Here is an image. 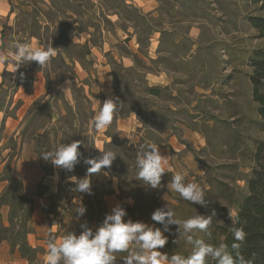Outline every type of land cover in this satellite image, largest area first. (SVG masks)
<instances>
[{
	"label": "rangeland",
	"instance_id": "374dc122",
	"mask_svg": "<svg viewBox=\"0 0 264 264\" xmlns=\"http://www.w3.org/2000/svg\"><path fill=\"white\" fill-rule=\"evenodd\" d=\"M5 1L10 11L3 19L0 51L15 38L18 41L28 40L39 47H53L55 56L45 67H40L33 61L21 64L15 72L12 71V65L0 63V163L10 157L2 165L0 177L11 170L10 161L16 154L14 150L18 142V136L16 137L18 129L20 134L24 133L30 139L36 138L42 151H50L55 148L57 127L61 129L62 126L64 143L75 140L82 142L78 149L82 154L79 163L71 171L64 169L63 175L69 177L74 174L77 178H83L89 167L83 160L99 157L102 152L92 148L89 139L76 137V132H79L72 126L76 115L71 108V89L76 84L75 78L78 76L75 71V59L83 60L86 66L93 65L96 61V57L92 61L88 59L86 49H81L69 38L75 32L73 23L80 19L76 17L70 19L69 15L72 14L70 9L73 8L70 0ZM206 1L200 0L199 14L208 17L210 13L207 12ZM115 3L118 1L115 0L110 5L115 7ZM219 3L222 11L215 19L216 24L218 23L217 35L213 41L208 40L199 44L197 50L199 58L189 55L192 44L185 38L189 31L188 27L165 35V40L160 45L161 55L154 60L149 58L150 41L148 30L145 29L139 48L140 58L133 63L132 58L125 62L119 52L129 53L126 52L128 49L122 40L114 43L119 36L117 28L106 23L110 30L113 53L112 57L108 56L107 59L101 60L109 65L113 89L116 95L120 96L119 113L122 115L132 111L137 113L138 125L134 133L138 137L130 142L129 139H122L117 135V126L113 125L109 129L113 138L104 144L102 150H111L117 153V157L110 168L102 169L100 173L90 177L92 196L88 198L86 205L90 207L92 214L98 211L100 216L106 215L102 193L111 191L112 181L117 180L120 196L126 202L123 206L125 209H132L130 217L134 222L142 221L150 226L163 228L151 217L157 208L166 204L177 216L186 219L189 211L195 215L198 213L211 215L214 210L213 219L217 223L229 226L233 222L238 209L237 203L247 193L246 178L253 166L251 155L255 149V142L264 140V132L259 130L257 123L261 118L257 113V104L253 100V85L249 78L252 72V56L257 49L264 48V37H258V31L249 21V17L264 16V9H261L262 2L258 0H220ZM166 6L169 12H175L171 7L172 2ZM129 8L118 9L125 17L131 20L135 18L139 22V13ZM190 11L179 12L178 17H187ZM86 14L88 11H85V16ZM95 14L97 11H94L93 15L89 13L92 17H95ZM83 20L82 25H85V22H94L97 28L102 25V21L96 18L91 20L89 17ZM146 25L147 22L142 23L144 28H147ZM100 32L99 29L96 34ZM178 33L182 35V41L175 44L171 41L172 36L175 37ZM95 43L99 47L103 45L99 41ZM182 52L186 53V58L189 55L191 59L185 62L181 57ZM152 74L162 75V81L159 83L154 81L155 77ZM167 75L171 76L169 84H166ZM198 85L203 89L198 91L196 89ZM151 88H157L158 93L151 92ZM86 115L85 109L79 114L80 119L84 120ZM54 118V123L49 124ZM183 125L197 131L204 143L199 151V158L208 168L210 189L211 187L214 189L212 192H209V189L206 194L209 201L206 207L198 204L197 207L194 203L186 205L184 199L168 189L162 179L156 189L136 179L135 161L141 145L155 143L161 146L166 141V132L178 133ZM43 128H48L47 133L39 138L40 133L37 132ZM85 148H89V155L85 154ZM218 182H224L232 188L231 195L236 200L235 204H230L228 200L219 197L216 190ZM73 185L64 186L54 195L52 206H57L61 197L67 194L69 198L81 195L82 192L77 193L73 190L75 187ZM219 205L229 206L230 213L217 212L214 206ZM176 206H180L182 212L175 210ZM76 209L75 203H68L64 210L58 212V218L53 217V220L65 219V224L68 222L69 225L72 219L74 221L75 217H78ZM27 211L28 206L23 203L19 213L22 215ZM229 214L232 215V219L229 218ZM75 230L76 228H71L70 232ZM196 236H201V233H196ZM186 244L191 248V244L187 242ZM120 260L123 264V259ZM33 264L37 262L34 260Z\"/></svg>",
	"mask_w": 264,
	"mask_h": 264
},
{
	"label": "crops",
	"instance_id": "0c3cea01",
	"mask_svg": "<svg viewBox=\"0 0 264 264\" xmlns=\"http://www.w3.org/2000/svg\"><path fill=\"white\" fill-rule=\"evenodd\" d=\"M72 1L73 8L70 9L71 15L70 19L73 20L74 17L80 19L78 22L73 23L74 34L70 35V40L72 43L77 44L81 49H86V57L92 61L96 57L93 65H84L83 60L75 59L76 62V74L75 78L76 84L71 89V99H72V110L73 114L76 115L73 118L72 126L78 130L76 132V137H81L82 139H89L92 148L103 149L105 143L111 141L113 136L109 132V129L115 125L117 126L118 136L122 139L127 138L130 142L135 141L138 135L134 133L137 127L138 116L136 111H132L129 114L122 115L117 109L114 114L112 124L105 130H96L91 121L93 120L96 112L99 110L101 104L104 100L108 98H113L117 100L120 104V96H117L114 89L112 81L109 77L110 67L103 63L101 59L108 56L112 57L111 48V36L109 34V27L106 25L115 26L117 28L118 35L117 41H123L126 45L129 53H121L120 57L125 60L132 58V63L135 62L137 58H140V50L142 44V37L144 36V30H148L149 37V53L148 57L151 59L158 58L161 55L160 45L164 42L165 35L176 31L178 29L189 28L188 34L185 36L192 44V49L189 55L194 58H199L198 46L201 42H206L208 40L214 39L217 35L216 31V20L218 13L222 11L220 0H207V12L210 13L208 17L199 14V2L200 0H117L115 7L111 6L110 3L115 0H70ZM85 1V2H84ZM172 2V9L175 11H168L167 3ZM72 7V6H71ZM133 9L135 12L139 13V22L134 18L133 20L125 17L120 13L118 8ZM170 9V8H169ZM191 11L190 15L187 17L179 18L178 13L182 11ZM9 9L6 7V1L0 0V32L3 29V19L9 14ZM84 11V16L82 13ZM85 11L88 14L85 16ZM97 11L95 17L89 15V13ZM4 14H3V13ZM210 16V17H209ZM84 17V18H83ZM89 18L94 20L102 21V25L97 28L94 22H85L82 25L83 19ZM75 19V18H74ZM143 22H147V28L142 26ZM97 23V22H96ZM177 25V26H176ZM101 30L100 33L96 34L97 31ZM100 35V36H99ZM182 35L179 33L173 37L172 42L179 44L182 40ZM101 42L103 45L99 47L95 42ZM130 44V45H129ZM173 48V43L171 44ZM169 52V51H168ZM188 52V51H187ZM181 57L184 61H188L190 56L185 57L183 52ZM97 55V56H96ZM196 55V56H195ZM175 56V55H174ZM147 57V58H148ZM186 58V59H185ZM200 60V59H196ZM88 63V62H87ZM91 63V62H90ZM105 64V65H104ZM132 65V64H130ZM153 75V74H152ZM154 81H162L161 76H155ZM174 80V78L172 77ZM171 81V76L167 75V82L169 84ZM164 83V82H163ZM196 89L200 91L203 89L200 85L196 86ZM195 105V103H193ZM86 109L87 115L84 120L80 119L79 114L83 113ZM55 118L49 124H53ZM9 124V122L7 121ZM25 121L22 123V129H24ZM21 127V126H20ZM53 127V126H52ZM21 129V128H20ZM48 128H43L42 131H38L39 138L44 137V133H47ZM58 134L54 138L55 147L61 143H64V133L61 126L57 127ZM19 130V129H18ZM17 130L16 137L18 136L17 147L14 151L16 154L12 157L10 161L11 172L18 177L23 184L24 193L26 196L33 199V211L31 215V220L29 225L31 227V232L28 233L27 239L29 245L35 249V262L37 264H45V257L47 255V242L50 237H54L58 242L65 234L70 232L71 228H76L75 232L79 233L81 229V224L87 222L88 226L95 228L103 221L105 216L102 214L100 216L99 212L92 214L89 210L90 207L86 205L88 198L92 195L87 193H82L79 196H74L69 198L68 195L61 197L60 203L57 206H52V197L58 194L64 186L75 185L72 180L76 175H71L66 177L63 175L64 169L54 167L50 161L45 160L41 154L46 151H42L37 144L36 138H28L27 135L20 134ZM166 141L163 145L158 146L160 153L163 156L168 157V165L166 168L170 169L169 172H165L162 176L164 184L167 186L172 179V174L175 171H183L187 174L186 178L188 180L199 183L205 190L206 193L210 189V182L208 180V168L200 160L199 151L204 146L200 134L195 130H190L185 125L178 133L174 131H169L165 133ZM98 148V149H97ZM101 152V151H100ZM85 154L89 155V148H85ZM10 158V157H9ZM4 160L0 163V173H2V165L8 160ZM7 182L0 180V196L7 186ZM73 185V187H74ZM72 187V188H73ZM112 190L102 193V201L106 209L105 213H109L111 209L119 204L123 206L125 202L124 198L120 196L119 185L117 180L112 181ZM79 201L86 206V213L83 216L75 217L70 221L71 224L67 225L66 220L61 221L53 220V217L58 218V212L64 210L68 203H75L76 207L79 205ZM2 219L5 225H9V213L10 206L3 205L1 207ZM131 218L125 217L127 220ZM132 219V218H131ZM161 251V250H160ZM122 257H118L116 264H122ZM0 264H31L27 257H24L19 248L16 247L13 251L11 249V244L8 240H3L0 242Z\"/></svg>",
	"mask_w": 264,
	"mask_h": 264
},
{
	"label": "clouds",
	"instance_id": "9594fccd",
	"mask_svg": "<svg viewBox=\"0 0 264 264\" xmlns=\"http://www.w3.org/2000/svg\"><path fill=\"white\" fill-rule=\"evenodd\" d=\"M54 56L53 47H39L28 40L18 41L14 38L0 51V63L12 65V71L15 72L21 64L33 61L40 67H45ZM118 107L117 100L113 98L104 100L91 121L92 126L98 131L107 129L112 124ZM81 143L80 140L61 143L41 156L54 167L71 171L79 163L82 155L78 151ZM99 150L102 152L101 156L83 160V163L89 166L87 174L83 178L73 177L75 192L91 195L90 177L100 173L102 169L110 168L117 157V153L111 150ZM168 163V157L160 153L158 145L144 143L138 150L135 161L136 179L156 189L160 186L164 173L170 171L166 168ZM186 176L183 171L173 172L172 179L167 185L168 189L178 193L188 202L206 207L209 203L206 199V190L199 183L188 180ZM75 213L78 216L86 213V206L81 201ZM126 216V209L117 204L105 215L95 230L85 222L81 224L82 230L79 233L68 232L58 242L54 237H50L47 242L45 264H116L118 257H122L123 264H207L209 259L215 261V264H249L239 251H230L227 244L213 245L203 238L196 237L198 232L210 235L208 228L215 216L214 210L211 215L196 214L181 220L166 204L157 208L151 217L163 228L150 226L142 221L134 222L131 218L125 220ZM229 218L232 219L231 214ZM237 223L234 221L231 228L234 240L232 250H238L246 238L245 230L237 227ZM171 225H177L178 237H183L192 245L187 256L175 252L169 255L160 251L168 241L164 233L170 231Z\"/></svg>",
	"mask_w": 264,
	"mask_h": 264
},
{
	"label": "trees",
	"instance_id": "16d2710c",
	"mask_svg": "<svg viewBox=\"0 0 264 264\" xmlns=\"http://www.w3.org/2000/svg\"><path fill=\"white\" fill-rule=\"evenodd\" d=\"M258 1L262 2L261 9H264V0ZM249 21L258 31V37H264V16H250ZM251 67L252 72L249 74V78L253 85V100L257 104V113L261 118V121L257 123L259 130L264 132V48L257 49L254 52ZM151 92L158 93V89L151 88ZM251 158L253 166L246 178L247 193L238 201V209L233 219V222H238L236 226L242 227L246 232V238L240 244V248L238 250L231 249L234 242L231 231L233 222L229 226H225L212 219V223L208 228L210 235L200 232L201 236L196 237L203 238L207 243L213 245L227 244L230 251H239L249 264H264V140H256ZM0 180L8 182L0 196V242L8 240L12 251L18 247L21 254L33 264L36 251L29 245L27 239L28 233L32 230L29 222L34 206L33 199L25 195L22 181L11 170L6 175L1 176ZM231 189L224 182H218L216 188L220 198L228 200L230 204H235L236 200L231 195L233 193ZM213 190V187H211L209 192ZM23 203L27 204L28 211L21 215L19 210L22 209ZM184 203L187 205L192 202L184 200ZM3 205L10 206L9 225H5L2 219L1 207ZM195 205L197 206V204ZM174 209L180 212L183 210L180 206H176ZM214 209L219 213H230L227 205L214 206ZM131 211L130 208L126 209V217L130 216ZM198 214L207 216L204 213ZM194 215L189 211L187 218ZM177 217L181 220L186 219L180 216ZM160 226L162 225L160 224ZM177 228V225H171L170 231L164 233L168 237V241L160 250L169 255L175 252L187 256L191 252L192 245H190L191 248H188L186 240L183 237H178ZM207 264H215V261L209 259Z\"/></svg>",
	"mask_w": 264,
	"mask_h": 264
}]
</instances>
